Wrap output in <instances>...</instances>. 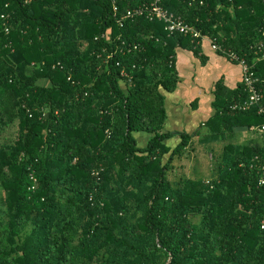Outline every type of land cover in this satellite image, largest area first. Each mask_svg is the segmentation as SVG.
<instances>
[{"label": "trees", "instance_id": "1", "mask_svg": "<svg viewBox=\"0 0 264 264\" xmlns=\"http://www.w3.org/2000/svg\"><path fill=\"white\" fill-rule=\"evenodd\" d=\"M152 1L0 0V264H264V143L227 144L212 180L169 179L193 136L174 151L166 144L163 91L178 83L177 48L201 44L162 21L117 22L115 6L121 17ZM220 2L231 4L164 0L254 59L264 0H234V14ZM103 34L144 48L117 57L132 82L98 57ZM256 64L264 80V58ZM218 87V113L195 134L202 143L264 125L259 107L232 110L243 86ZM9 127L18 135L1 143ZM136 132L151 135L146 148Z\"/></svg>", "mask_w": 264, "mask_h": 264}, {"label": "crops", "instance_id": "2", "mask_svg": "<svg viewBox=\"0 0 264 264\" xmlns=\"http://www.w3.org/2000/svg\"><path fill=\"white\" fill-rule=\"evenodd\" d=\"M175 65L178 75L177 86L172 91H163L167 112L163 132L172 135L166 144L174 151L182 143L183 135L193 136L190 147L186 151H191L193 155H200L201 158L194 156L182 162L179 156L176 157L168 171L169 179L177 184L180 180H174L173 175H179L182 179H201L197 178L201 174L212 176L208 167H206V173L204 172L203 151H211L217 157L213 165L214 179L217 177L218 163L227 144L263 145L264 143V135L260 134L262 138L257 137L259 133L252 128H238L226 141L206 144L201 142L199 136H195L198 131L206 132L207 123L218 113L216 105L218 86L222 85L229 91L238 90L243 86V69L240 64L232 62L216 51L208 39L201 44L198 53L189 48L178 47ZM121 83L127 92L129 84L125 81ZM135 136L140 148L148 146L151 135L146 132H136Z\"/></svg>", "mask_w": 264, "mask_h": 264}, {"label": "built area", "instance_id": "3", "mask_svg": "<svg viewBox=\"0 0 264 264\" xmlns=\"http://www.w3.org/2000/svg\"><path fill=\"white\" fill-rule=\"evenodd\" d=\"M34 0H26L27 3H31ZM196 1V0H193ZM230 5H226L222 2L219 3V8L228 10L232 14L235 13L234 0H229ZM204 4V2H201ZM117 22L121 27L124 26L126 19H133L135 17H146L147 19L153 21H162L165 24V29L170 36L183 35L190 36L194 40L198 41V45L202 44L206 39H208L213 48L225 55L232 62L238 63L243 69V89L246 93V97L241 101L236 102L232 106L233 111H247L254 107H259V112L264 114V80H262L256 74V63L260 59L264 58V26L262 27L260 33L262 34L261 41L252 45L254 54L256 55L254 59L250 60L248 54L242 56L237 52L227 48L226 46L218 43L216 38L213 40L203 34L202 30L197 26L186 21V19L179 14H176L168 7L165 6L164 0H153L150 3H144L139 7L134 9H128L121 13V17H117L118 7L115 6ZM8 15H4L3 19H8ZM103 36L107 40V45L103 47L101 52H98V57L104 59V63L107 69H110V64L121 69L120 77L126 79L128 82H132L133 74L122 65V62L117 59L118 55L127 56L136 51H143L142 45L140 43H130L129 41L119 36L117 39H113L110 36ZM108 66V67H107ZM134 67H136L134 65ZM113 109H106L103 111L105 114H110ZM253 131L264 135V125L252 128ZM106 134L108 137L112 136V131L107 130ZM253 165V164H252ZM261 178L260 185H264V165L260 166ZM99 174V173H97ZM261 227L264 230V219L261 223Z\"/></svg>", "mask_w": 264, "mask_h": 264}, {"label": "rangeland", "instance_id": "4", "mask_svg": "<svg viewBox=\"0 0 264 264\" xmlns=\"http://www.w3.org/2000/svg\"><path fill=\"white\" fill-rule=\"evenodd\" d=\"M17 127L13 128V127H9L7 128V130L5 131V133L3 134V139L1 141V143H4L5 141H10V140H14L17 137ZM150 135V134H149ZM257 137L262 138L260 134H257ZM1 145V144H0ZM189 151V150H188ZM185 151L183 153V156H179V160H181L182 162L188 159H191L192 157H196V158H201V156H197V155H193L191 151ZM216 156L211 153V151H203L202 152V161L203 162V167H204V172L206 170V167H208V170L212 173V176H209L208 174H201L199 177L197 178H201V179H205V180H212L213 179V165L214 162L216 161ZM188 165V164H187ZM206 173V172H205ZM212 177V178H211ZM173 179L177 180V181H181L182 178L179 175H173ZM192 179V178H191ZM0 195H4V191L0 190Z\"/></svg>", "mask_w": 264, "mask_h": 264}]
</instances>
